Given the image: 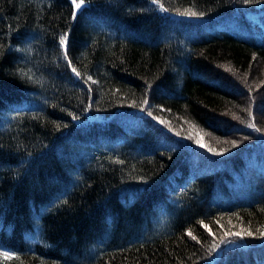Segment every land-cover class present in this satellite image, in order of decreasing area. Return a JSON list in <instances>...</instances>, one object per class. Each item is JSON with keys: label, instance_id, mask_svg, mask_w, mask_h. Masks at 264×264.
<instances>
[{"label": "trees", "instance_id": "trees-1", "mask_svg": "<svg viewBox=\"0 0 264 264\" xmlns=\"http://www.w3.org/2000/svg\"><path fill=\"white\" fill-rule=\"evenodd\" d=\"M74 10L0 0V264H264V0Z\"/></svg>", "mask_w": 264, "mask_h": 264}, {"label": "snow or ice", "instance_id": "snow-or-ice-1", "mask_svg": "<svg viewBox=\"0 0 264 264\" xmlns=\"http://www.w3.org/2000/svg\"><path fill=\"white\" fill-rule=\"evenodd\" d=\"M156 2H157V0H153V3H156ZM243 2H244L245 4H248V3L253 2V0H243ZM255 2L259 3V2H261V0H255ZM71 3H72V5L74 6L75 9L80 10V9L82 8V6L84 5L85 0H71ZM74 15H75V13H74ZM182 15L196 16V15H198V14H197V13H184V14H182ZM199 15H202V13L199 14ZM67 43H68V36H67V33H65V34H63V35L60 36V38H59V45L64 49V51H63V56H64V59L68 62V65H69V67L71 68V71H72L77 77H80L81 73H80L79 71H77V69H76L75 67H72V65H71V61L68 60ZM91 79H92L91 76H89V77L87 78V80H89V81H90ZM85 82H87V81H85ZM145 103H147V101H145ZM148 115L151 116L152 113L149 112ZM74 118H75V117H74ZM161 123H162V121H161ZM249 127H255V125L252 124V125H249ZM255 130H256V131H260L259 128H255ZM196 143H197L201 148L205 147V145L203 144V142H202L201 140H197ZM232 145H233V147L237 146L236 141L233 140V141H232ZM208 150H209V151H212V149H208ZM225 151H226V150H225ZM217 154H223V153L221 152V153H217ZM188 235H191V233L189 232ZM232 235H234V236H236V237H238V238H240V239H243L245 235L251 237L253 234H252L251 232H247V233H244V234L237 232V233H234V234H232ZM260 235H261L262 238H264V233H261ZM193 239H195V237H193ZM3 255H4V256H9V253H8V252H4Z\"/></svg>", "mask_w": 264, "mask_h": 264}, {"label": "rangeland", "instance_id": "rangeland-1", "mask_svg": "<svg viewBox=\"0 0 264 264\" xmlns=\"http://www.w3.org/2000/svg\"><path fill=\"white\" fill-rule=\"evenodd\" d=\"M75 9V8H74ZM75 10H77V9H75ZM74 10V11H75ZM263 101H264V93H263V95L262 94H260V96H259V104H258V108L260 109V110H263V107H264V105H263ZM246 172V171H245ZM5 251H0V253L1 254H3Z\"/></svg>", "mask_w": 264, "mask_h": 264}]
</instances>
